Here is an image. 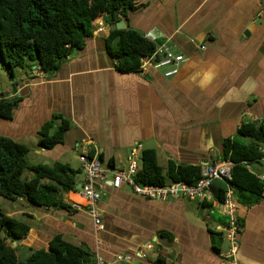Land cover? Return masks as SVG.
I'll return each mask as SVG.
<instances>
[{"label":"crops","instance_id":"0c3cea01","mask_svg":"<svg viewBox=\"0 0 264 264\" xmlns=\"http://www.w3.org/2000/svg\"><path fill=\"white\" fill-rule=\"evenodd\" d=\"M134 2L137 8L128 13V23L123 20L145 36L156 30L163 43L186 56L177 75L166 77L164 69L153 67L146 73L119 71L116 42L107 40L111 22L101 16L104 30H94L58 70L46 73L35 65L5 95L19 97V102L11 120L0 119V132L19 142L36 137V164L62 163L77 170L76 190L60 195L70 207L83 203L78 187L85 178L82 144L90 154H102L101 163L115 170L127 167L137 143L140 155L154 149L146 145L156 147L157 154L164 151L166 165L173 159L203 167L222 160L223 140L236 137L242 123L264 124V0ZM62 119L68 121L63 140L45 148L42 132L49 128L53 134ZM260 148L264 153V144ZM248 168L264 181V156ZM211 193L210 201H160L142 197L128 185L115 189L107 183L100 202L104 230L99 233L81 210L20 199L11 200V211L5 213L30 225L19 244L25 256L30 247L47 249L53 237L62 235L99 252L106 263L124 254L132 257L125 264H146L163 253L170 264H264V194L259 200L235 195L243 230L237 255L229 258L230 241L220 231L228 219L221 202L213 199V187ZM161 230L173 233L174 240L160 237ZM217 236L228 243L226 249Z\"/></svg>","mask_w":264,"mask_h":264},{"label":"trees","instance_id":"16d2710c","mask_svg":"<svg viewBox=\"0 0 264 264\" xmlns=\"http://www.w3.org/2000/svg\"><path fill=\"white\" fill-rule=\"evenodd\" d=\"M136 8L134 0H0V61L16 81L18 68L31 69L36 65L46 73L53 72L74 51L83 48L93 36L101 16L111 23L123 19L128 23V13ZM107 40L116 42L113 56L121 72H140L142 58L151 55L157 47L155 41L129 25L127 29L111 31ZM18 102L19 97L0 96V119L11 120ZM62 120L53 134L49 133V128L42 132V146L50 149L63 140L68 121ZM262 144L264 124L251 121L241 124L236 137L223 140L220 156L222 160L233 162L232 179L213 181L214 200L222 202L228 186L236 194H249L255 200L263 196L264 181L248 168V164L264 156ZM29 151L26 144L0 133V196L12 201L23 199L41 207L73 209L60 195L63 191L76 190L77 170L62 163L29 164ZM93 155L89 153L90 157ZM98 157L103 162V155ZM27 171L32 176L25 177ZM201 172V165L178 163L173 159L163 166L155 149H144L136 179L159 185L173 181L195 184L201 179ZM203 205L212 206V202L203 201ZM1 226L16 240L25 238L30 231L26 221L7 215L0 206ZM158 235L174 240L173 233L166 230L159 231ZM19 247H14L0 234V264H87L94 255L83 244L66 240L62 235L53 237L47 249L30 247L25 258L20 256ZM146 264L170 263L165 254L160 253Z\"/></svg>","mask_w":264,"mask_h":264},{"label":"built area","instance_id":"2783aa9c","mask_svg":"<svg viewBox=\"0 0 264 264\" xmlns=\"http://www.w3.org/2000/svg\"><path fill=\"white\" fill-rule=\"evenodd\" d=\"M105 23L97 20L95 30L102 32ZM204 49V46L202 45ZM186 61V56L176 52L166 43L157 45L151 55L144 56L140 65V72L146 73L149 67L164 69L166 77H172L179 73L181 65ZM40 69V67H39ZM142 145L136 144L131 151L130 162L127 167L120 170L111 169L101 163L98 153L89 156V150L85 144L81 145L79 160L85 171V178L79 188L83 198V203L72 204L74 210L85 211L92 219L95 233L104 230L103 213L100 207L102 199V189L109 183L115 189H120L123 185H128L133 192L153 200L166 201L178 197L212 200V183L216 180H231L232 166L231 160H219L202 167V177L195 184H188L185 181H173L165 185L149 184L139 182L136 178L141 166L135 157L139 154ZM264 180V176L261 177ZM235 190L228 186L224 200L219 203L222 206V213L227 217V223L221 227L220 231L230 241V248L227 254L229 258H235L238 252V236L243 230V225L237 216L238 205L235 200ZM146 247L151 249V244ZM141 256H145L140 251ZM130 255L118 254L110 263H106L99 252L94 253L93 260L87 264H125L131 261Z\"/></svg>","mask_w":264,"mask_h":264},{"label":"rangeland","instance_id":"374dc122","mask_svg":"<svg viewBox=\"0 0 264 264\" xmlns=\"http://www.w3.org/2000/svg\"><path fill=\"white\" fill-rule=\"evenodd\" d=\"M27 72V69L25 68H18L16 69V77L18 79H20V75L23 74V73H26ZM14 81L15 79H11L9 73L7 72L5 66L2 64V62L0 61V96H5V95H8L9 93L7 92V90L9 89L10 91H12L13 89V86H14ZM2 93V94H1ZM1 133V132H0ZM2 134V133H1ZM246 141H250L249 139H246ZM21 142L27 144L30 148V151L27 155V159H28V162L29 164H36L39 161V155L36 154L35 152V149L37 147V138L34 137L32 139H21ZM147 147L149 148H154L156 149V147H153L152 145H146ZM158 155V161L160 164L162 165H166V153L163 151L162 153H159L157 154ZM136 161L139 163L141 162V155L138 154L136 157H135ZM78 161V160H77ZM79 163V161H78ZM258 164H252V166L254 168H256ZM28 175L32 176L31 172L27 171L25 173V177H28ZM11 200L5 198V197H2L0 196V206L1 208L3 209L4 212H9L11 211ZM218 239V244L220 246H222L224 243V249L227 248L228 246V243L223 241V239H221L220 237H216ZM171 248V247H170ZM170 248H167V250L165 249V252L169 253L171 252L170 251ZM172 250V249H171ZM19 254L22 258H25L26 256L23 255L24 253L22 252L21 248L19 247Z\"/></svg>","mask_w":264,"mask_h":264},{"label":"water","instance_id":"95a60500","mask_svg":"<svg viewBox=\"0 0 264 264\" xmlns=\"http://www.w3.org/2000/svg\"><path fill=\"white\" fill-rule=\"evenodd\" d=\"M127 27H128V25H127L126 21L125 20H120V21H118L116 23H110L107 28L110 31H114L116 29H126ZM147 37H149L152 40H155L158 43V45L163 44V42L161 41L162 40L161 39L162 37H161V35L156 30H153L150 34L147 35ZM205 163L208 164V162H205ZM78 187L80 188L81 187V184H79ZM0 234H1L2 237L5 236L7 238V241L9 243H12V245L14 247L18 246L20 243H22L24 241V238H20V239H17L16 240L14 238L9 237L4 232L2 226L0 227Z\"/></svg>","mask_w":264,"mask_h":264}]
</instances>
